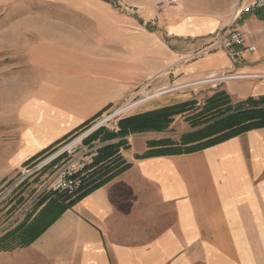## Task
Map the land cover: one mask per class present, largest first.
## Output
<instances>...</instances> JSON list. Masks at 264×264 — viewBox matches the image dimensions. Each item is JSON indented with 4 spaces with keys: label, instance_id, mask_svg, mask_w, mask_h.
Here are the masks:
<instances>
[{
    "label": "crops",
    "instance_id": "crops-1",
    "mask_svg": "<svg viewBox=\"0 0 264 264\" xmlns=\"http://www.w3.org/2000/svg\"><path fill=\"white\" fill-rule=\"evenodd\" d=\"M188 1L194 17L169 22V43L164 42L172 49H156L155 56L151 43L149 49L142 44L133 47L129 58L119 54L108 64L100 54L103 59L90 73L85 71L84 80L66 86L59 77L22 100L12 132L16 141L0 145V190L12 185L40 153L137 95L155 76L161 74L164 82L173 66L184 74L179 81L230 78L221 89L237 103L264 96V12L237 17L255 0ZM181 3L186 0H178L184 9ZM230 25L244 34L253 52L235 62L227 52L215 51L189 66L182 63L201 57ZM210 35L204 50L198 37ZM163 107L161 100L151 102L143 113ZM129 137L120 151L130 166L125 172L83 197L31 246L0 252V264H264V129L196 153L151 158L139 156L154 139ZM43 174L17 193L30 189ZM49 182L14 217L7 215L10 207L0 212V237L40 212L37 203L53 192Z\"/></svg>",
    "mask_w": 264,
    "mask_h": 264
},
{
    "label": "rangeland",
    "instance_id": "rangeland-1",
    "mask_svg": "<svg viewBox=\"0 0 264 264\" xmlns=\"http://www.w3.org/2000/svg\"><path fill=\"white\" fill-rule=\"evenodd\" d=\"M181 5L184 9H179L180 5H170L168 0H0V145H12L16 141L12 132L16 129L21 103L39 94L44 86L58 81L59 77L63 78L60 84L73 86L76 79L84 80L85 71L90 73L96 62L103 59L99 58L100 54L106 55L104 59L108 64L113 62V56L119 57V54L129 58L133 47L142 44H147L149 49L151 43L154 51L168 48L169 44L164 39L169 43L167 36L171 20L194 17L188 0ZM210 37H198V40H204L202 49L208 48ZM191 43L193 41H189L188 45ZM206 51L201 57L184 58L182 63L189 66L211 54H205ZM129 67V64L123 65V72ZM176 71L173 66L170 73L164 76V82H161V74L155 76L137 90V95L128 97L123 104L108 108L105 115L92 120L79 131H87L103 117L144 99H147L146 103L133 107L109 126L116 128L123 118L142 114L144 107L151 102L161 100L166 107L195 101V111L178 116L166 133L138 135L154 140L171 138L179 141L182 135L194 131L188 118L197 114L205 101L222 88V82L198 84L214 79L211 76L179 81L184 74L181 76ZM151 82L157 86L152 87L149 85ZM232 102L237 103L233 99ZM102 130L112 131L100 128L97 132ZM140 142L137 140L136 147ZM53 170L48 169L30 189L27 186L17 193L18 188H15L0 204V212L10 207L7 215L14 217L25 208L45 180L49 182L48 177Z\"/></svg>",
    "mask_w": 264,
    "mask_h": 264
},
{
    "label": "trees",
    "instance_id": "trees-1",
    "mask_svg": "<svg viewBox=\"0 0 264 264\" xmlns=\"http://www.w3.org/2000/svg\"><path fill=\"white\" fill-rule=\"evenodd\" d=\"M196 104L190 101L128 116L118 122L116 131L102 130L93 134L88 143H109L95 158L96 170L86 190L77 196L54 192L44 194L38 203V208L42 209L32 220H27L0 237V252H12L31 246L83 197L125 172L130 166L123 161L120 151L127 147L129 136L166 133L178 116L195 111ZM188 122L194 131L182 135L179 141L161 138L149 142L150 150L143 158L196 153L247 132L264 129V96L251 97L234 104L226 91L217 89L204 106L198 109V113L188 118ZM49 152L40 153L33 161Z\"/></svg>",
    "mask_w": 264,
    "mask_h": 264
},
{
    "label": "built area",
    "instance_id": "built-area-1",
    "mask_svg": "<svg viewBox=\"0 0 264 264\" xmlns=\"http://www.w3.org/2000/svg\"><path fill=\"white\" fill-rule=\"evenodd\" d=\"M168 3L177 6L178 0H168ZM255 11L264 12V0H255L252 4L243 7L238 11L237 17L249 15ZM254 50V46L246 45L244 34L239 30L233 29L232 25H230L217 34L212 42L211 48L205 53L225 51L228 53L230 59L235 62L244 53L253 52ZM228 79L230 78H214L198 84H216ZM146 101L147 99H144L135 104H130L108 117H103L89 130L75 133L66 141L50 149V152L46 155L31 162L28 167L22 170L21 175L12 185L0 190V204L15 188H19L30 179L39 176L50 168H54L48 184L50 191L67 196H77L83 193L96 170L95 158L98 156L99 151L109 143L101 141L88 143V139L100 128L116 131L117 126L116 128H112L109 126L110 123L119 119L123 114L133 110V107L146 103Z\"/></svg>",
    "mask_w": 264,
    "mask_h": 264
}]
</instances>
